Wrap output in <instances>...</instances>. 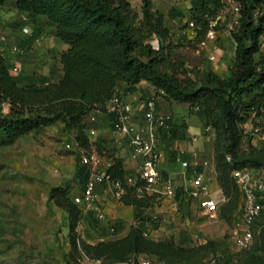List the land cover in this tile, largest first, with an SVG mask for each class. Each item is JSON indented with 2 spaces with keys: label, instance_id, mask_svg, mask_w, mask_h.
I'll list each match as a JSON object with an SVG mask.
<instances>
[{
  "label": "rangeland",
  "instance_id": "1",
  "mask_svg": "<svg viewBox=\"0 0 264 264\" xmlns=\"http://www.w3.org/2000/svg\"><path fill=\"white\" fill-rule=\"evenodd\" d=\"M5 8L13 12L12 17L17 16L10 0ZM221 13L214 40L220 48L231 16L226 4ZM168 22L172 30L176 25L172 20ZM16 29L1 23L0 35H5L4 42L11 50L17 45L22 54L27 48ZM179 30L171 32V40L180 44L177 53L195 81L200 80L208 69L221 77L229 75L233 57L227 66L221 67L220 59L213 63L207 57L213 50L212 44L208 49L199 43L190 44L186 38L180 40ZM50 39L45 37L36 43L42 48ZM151 41L157 45L155 38ZM261 49L264 50V36L261 37ZM39 57L42 61L47 55L40 54ZM154 92L153 87L143 83L135 97L124 99L138 107ZM156 98L157 110L171 114L172 122L185 133L188 143H193V134L188 132V127L191 125L197 131L195 151L203 157L213 155L205 173L211 194L220 206L217 216H207L193 198L180 197L179 185L183 183V177L179 159L189 158L191 153L175 148L176 143L164 137L160 129L159 149L164 155L160 171L163 176L170 175L174 179L176 196L169 199L152 190H144V194L138 191L144 204L134 206L125 204L106 184H101L97 190V205L106 220L99 221L94 211L81 213L74 219L65 197L54 196L52 189L66 190L70 199L80 195L85 181V178L81 180V155L95 150L102 157L98 170H103L110 162L111 154L126 159V143L113 131L110 117L102 110L86 116L88 139L92 143L89 148L78 146L74 131L58 119L0 143V264H85L89 259H100L102 264H132L137 255L148 259L149 264L153 263L152 259L202 264L217 256L233 260L234 264H264V214L254 224V238L248 247L241 249L234 243L232 230L241 215L242 197L232 183L224 155L226 138L223 130L206 124L198 109L191 108L187 102H177L160 94ZM8 111L9 106L2 103L0 112ZM207 126H210L209 130H206ZM240 127L243 134L238 155L264 161V116L251 115ZM90 129H94L95 134H90ZM124 165H128L125 182L134 185L137 165L130 166L128 162Z\"/></svg>",
  "mask_w": 264,
  "mask_h": 264
},
{
  "label": "trees",
  "instance_id": "2",
  "mask_svg": "<svg viewBox=\"0 0 264 264\" xmlns=\"http://www.w3.org/2000/svg\"><path fill=\"white\" fill-rule=\"evenodd\" d=\"M6 1L0 0V7ZM238 2V22L230 31L234 55L229 75L221 77L208 69L195 81L177 53L180 44L172 42L164 14L151 0H142L140 9L129 0H14L15 7L27 17L44 15L53 25V34L68 47L58 57L62 68L60 78L53 81L41 78L23 85L12 78L0 52V105L9 104L7 113L0 112V143L60 119L74 131L78 146L89 148L92 143L88 139L86 116L95 109L103 110L119 83L131 89L144 80L155 92L162 90L167 99L197 108L206 124L223 130L226 138L223 151L230 171L234 167L264 166V161L238 155L243 134L240 125L251 115L264 116V50L261 49L264 0ZM223 7V0H191L186 26L195 35L188 39L190 44L205 38L211 21ZM152 38L157 40V45L152 43ZM161 131L169 141L185 139V133L173 122L168 130ZM110 159L107 172L125 189L121 201L142 206L144 200L138 195L140 181L127 185L124 160L113 154ZM80 173L83 181L84 165ZM232 183L238 190L233 180ZM52 192L54 196L65 197L74 219L81 216L82 209L73 197H67L66 190L54 188Z\"/></svg>",
  "mask_w": 264,
  "mask_h": 264
},
{
  "label": "built area",
  "instance_id": "3",
  "mask_svg": "<svg viewBox=\"0 0 264 264\" xmlns=\"http://www.w3.org/2000/svg\"><path fill=\"white\" fill-rule=\"evenodd\" d=\"M228 6L231 16L227 22V32L234 28L238 22L240 4L238 0H223ZM23 20L27 16H22ZM222 19L220 12L206 32L205 38L199 42L201 47L211 42L213 50L207 55L211 62L217 60L215 53L216 45L214 43L217 34V23ZM23 33L29 34L27 26L21 28ZM6 40L5 35H0V41ZM12 50L16 53L23 52L22 49L13 45ZM0 52L2 49L0 48ZM162 95L163 91L150 94L138 107H133L124 99V96L115 88L111 98L106 102L102 111L112 116V129L126 142L131 158L136 160L137 175L136 180L141 185L139 192L154 191L163 197L173 199L177 194V185L174 179L169 176H163L160 171V163L164 160L163 152L159 149V130H168L172 122L170 113L157 110L156 95ZM210 126L206 127L209 130ZM90 134H95L94 129H90ZM192 140H197V134L192 135ZM230 160V157H228ZM180 160L181 174L183 183H181L180 197L188 196L193 198L199 208L204 213L215 218L219 212V203L210 188L209 178L205 170L209 165V159L201 156L195 150L191 151L190 158ZM82 165L86 168V178L83 183L80 195H75L73 200L82 209V213L94 211L99 221L106 220L104 213L97 205L98 195L97 187L106 184L108 189L113 191L115 197L120 199L125 189L119 180H114L107 172V167L98 170L102 164V157L95 151L84 152L80 159ZM231 177L237 186L242 197V211L239 220L235 223L232 230L234 243L238 248L248 247L254 238V223L264 213V166L241 168H232ZM139 264H149L150 261L139 255L133 257L134 262ZM152 264H188L186 262L167 263L160 259H152ZM85 264H102L100 259H89ZM202 264H234L233 260L223 257H210Z\"/></svg>",
  "mask_w": 264,
  "mask_h": 264
},
{
  "label": "crops",
  "instance_id": "4",
  "mask_svg": "<svg viewBox=\"0 0 264 264\" xmlns=\"http://www.w3.org/2000/svg\"><path fill=\"white\" fill-rule=\"evenodd\" d=\"M129 1L134 7L140 9L142 0ZM151 1L154 7L164 14L165 23L167 26V23H169L168 20H172L175 23L176 26H174V29L172 28V30L171 27L168 26L171 32L180 29L178 32L180 34V36L178 37L180 38V40H184L185 38L191 39L194 37V30L189 26H186L189 17V8L191 7V0ZM182 1L184 4L181 3ZM6 2L0 7V25L1 23H4L9 28H17L16 34L23 40L22 42L26 45L27 48V51L25 53H16L11 50L5 42L0 41V48L2 49V54L5 58L6 65L10 71L12 78L16 80L19 85L26 84L30 81H37L41 78L50 81L60 78L62 75V68L58 57L61 51L67 49L68 45L53 34V25L44 15L28 16L26 20H23L22 16L26 15V13L24 11L18 10L14 5V0H10L15 13L17 14L16 17H12L13 12L8 11L7 8H5ZM23 26H27L29 28V34L23 33L21 31V28ZM45 37H51V39L48 41V43H46L45 47L40 48V45H37L38 43L36 42H38L39 39ZM222 37V47L220 48L216 45L215 52L218 61L219 59L221 60L219 61V66L224 67L230 63V58H232L234 55V42L231 38V34L228 32H226ZM173 38L174 37H172V39ZM210 44L211 42H208V45L205 46V48L208 47V49H210ZM35 49H37V51H35ZM52 52L54 54H52ZM40 54L47 55L46 59L41 61V57H39ZM45 82L47 81H44V83ZM143 83L147 82L142 80L131 89H128L125 83H119L116 86V89L122 95L124 94V97L126 99H130L131 97H135L139 93V86ZM6 104L9 106L8 103ZM99 111L101 110L95 109L92 112ZM103 112L106 113L105 111ZM106 114L110 117L108 113ZM188 132H191V134H197V131H194V127L191 125L188 127ZM174 142L176 143L175 148H178L181 152L191 153V151L195 150V141H193V143H188L187 140L181 139ZM126 151L127 154L124 163L128 162L130 166H133V164L137 163V161L131 158V154L127 144ZM198 154L202 156L201 153ZM212 156L213 155H211L210 157H205L209 159V165L207 166V168L211 164V159L213 158ZM124 166L126 168L128 165ZM99 188L100 187L98 186L97 190H100Z\"/></svg>",
  "mask_w": 264,
  "mask_h": 264
}]
</instances>
